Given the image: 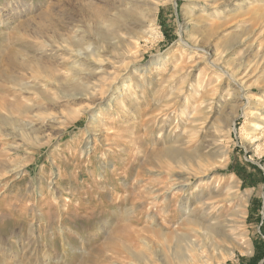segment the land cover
Listing matches in <instances>:
<instances>
[{
  "label": "rangeland",
  "instance_id": "obj_1",
  "mask_svg": "<svg viewBox=\"0 0 264 264\" xmlns=\"http://www.w3.org/2000/svg\"><path fill=\"white\" fill-rule=\"evenodd\" d=\"M214 2L0 0V264H176L190 241L226 264H264V145L243 138L264 117V0ZM202 48L224 51L245 87L217 84ZM182 139V156L213 166L190 175L192 198L238 185L235 200L191 215L202 225L182 221L184 192L167 213L157 198ZM224 218L241 221L226 230L251 252L207 230Z\"/></svg>",
  "mask_w": 264,
  "mask_h": 264
},
{
  "label": "bare ground",
  "instance_id": "obj_2",
  "mask_svg": "<svg viewBox=\"0 0 264 264\" xmlns=\"http://www.w3.org/2000/svg\"><path fill=\"white\" fill-rule=\"evenodd\" d=\"M213 2H214V0H213ZM218 2H220V1H218ZM214 3H216V2H214ZM256 3H259V2H255L252 5V7L254 5H257ZM213 6H214V4H213ZM210 8H212V6H210ZM255 8L256 9H252V10H255V12L258 11L260 13V11H262V9H260V7H258V6H255ZM236 13H238V12H236ZM231 16H233V15H231ZM179 40H180V42H183V37H181ZM192 42H193V40H192ZM197 43L198 42H196L195 44H192V45H189L188 43H185V44L182 43L191 52L190 53V57L188 56L189 58L187 59L190 62H191V60L193 61L194 55H196V53L198 52V50L201 49V46H199ZM66 49H68V48H66ZM202 49L205 50V51H204V54L202 55L201 60H204L205 63L207 64V66L215 69V73H216V77H217L215 81H216L217 84L218 83H221L220 81L222 80V77L224 75H227V76H229L234 81V83H236V85L240 89H243L245 87L244 84H243V81L241 82L239 79L236 78V74H234L233 72L230 73V71H228L224 67V65H222V61H223V58H224V55H225L224 54V51H220L219 48H216L215 49L216 52L214 53L215 58L211 59L212 57L210 56L211 55L210 52L208 50L206 51L205 48H202ZM73 54H74V52H73ZM192 54H194V55H192ZM198 54H200V53H198ZM125 55H127V54H125ZM199 57H201V56H199ZM181 60H182V57H181ZM201 60L197 61L194 65L191 66V68H193L195 65H197V63L201 62ZM73 61H74V63H76L75 60H73ZM179 63H177L178 66L176 65L177 68H179V67H181V66L184 65V63L182 65L179 64ZM187 63L189 64V62H186L185 64H187ZM66 68L69 69V70H72V71H80V68H78L77 65L75 66V64L66 63ZM171 72L172 73L169 75V78L167 80H165V81L168 82V80L172 79L173 76L175 74H177L176 73L177 72L176 70H173ZM191 74H192V70H189V72H187V76H186V79L187 80H188V78H189V76ZM201 79H202V77L200 78V80H198V82L196 83V86L195 87H192V86L190 87V90L193 91L195 93V95H199L201 93L203 87L207 83V80L210 79V78H206L205 77L203 79V81ZM158 85H159V83H158ZM209 89H207V90H209ZM247 89H248V87H247ZM210 91H212V90H210ZM230 97H231V95H230ZM247 98H249V97H247ZM250 100H252V99H250ZM258 105H259V108L261 107L260 109L264 110V102H260L259 101L258 102ZM202 108H203L202 111L199 110L200 112H207L206 111V108H207V110H209V107H205V109H204V106H203ZM199 111L196 110V112H199ZM247 115L250 116V112ZM260 116H262V115L257 114L256 117L258 119H256V120H258V121L252 125L253 130L252 131L251 130H248L246 132L247 134H245L243 136L244 140L247 141V143H249L250 145H254V144H257L258 143V147H261L262 145H264V117H260ZM191 118H192V121L193 122L200 119V117H195V116L194 117L192 116ZM197 127H200V126H197ZM187 142H188V140H183L182 139V141H181L182 147L181 146H177L174 149H170L171 152L172 151H176V152L179 151V152H177L176 154H174V155L171 156V159L174 162V168H171L170 170L166 171V174L165 175H167V176H166L165 179L163 178L164 180H161L160 187L158 189L159 194L157 195L158 197L157 196L156 197L157 198H161V201H160L161 202V210L164 213H167L168 210H169L168 209L169 208V198L172 197V195H170L171 192H173L175 189H178V191L184 192L185 193L184 201L182 203H180V209L183 211V215H184L182 221L187 222V223H194V224H197V225L198 224L199 225H202L200 221L193 219L191 215L193 213H195L196 210H201V212L203 211L202 212L203 214L204 213H209L211 210H213V209L215 210L220 205V203H224V202L230 201V200H235L236 198H238V192H237L238 191V185H237V183L235 181H231V182H228L226 185L224 184L225 185L224 186L225 187V190L224 191H219L220 186L222 185V181H220V180L219 181L217 180V182H214L213 181L214 185L212 187L210 186V184H206V185H204V187H202L199 190L200 193L198 195H195L194 196L195 197L194 200H196V202L198 204L196 206L193 205L194 207L192 208L191 207V205H192V199L194 197L192 198L193 195L191 194V191H190V189L192 188L191 187V185H192L191 182L192 181H191V176L190 175H193L194 173H200V172L201 173L208 172V174H209V171H211V169H213V166L210 163L208 164V162L205 159H201L202 157L199 158L198 160H191L188 156L187 157L182 156V153L181 152H184V153L186 152V148L183 147V145L185 143H187ZM197 156H199V155H197ZM219 156H221V155H219ZM176 168H178V169H176ZM173 195H177V194L176 193H173ZM241 207L242 206H240V208ZM217 211H219V210H217ZM237 213L238 212L234 211V214L235 215H237ZM239 216H241V215L239 214ZM242 217L243 216H241V218ZM240 223H241V221L239 219L224 218L223 220H218V221L212 223V225H210L207 228V230H209V232L212 233L211 235H218V236L223 237L225 239L230 238V240L232 239L234 241V243H236L237 246H239L241 248V250H243L244 252H251L250 243L248 241H246V240L240 242L237 239V237L235 236L237 234L235 232L239 228ZM227 228L228 229L230 228V229H232L235 232L232 233L230 231H227L226 230ZM202 234H203V232H202ZM240 234H243V233H240ZM238 235L239 234H237V236ZM240 236H242V235H240ZM212 238H213V236H212ZM190 242H192V243L187 244V246L191 247V251L194 253V255L193 254H190L189 251H186V249L182 253L177 250L176 253L174 252L175 253V258L177 259L176 260V264H226L227 263V258L225 256H222L221 258H219V257H217L215 255V253H211V254L202 253L199 250V248L195 249L196 251L193 250V246H196L197 243L194 242V241H190ZM213 243H214V245H216V241H213ZM227 254H228L227 256H231L232 255V252H227ZM160 260H161L162 264H171L169 261H167V259L166 260H163V259L160 258ZM145 264H158V263L157 262L155 263V261L151 257H147L145 259Z\"/></svg>",
  "mask_w": 264,
  "mask_h": 264
},
{
  "label": "trees",
  "instance_id": "obj_3",
  "mask_svg": "<svg viewBox=\"0 0 264 264\" xmlns=\"http://www.w3.org/2000/svg\"><path fill=\"white\" fill-rule=\"evenodd\" d=\"M264 253V252H263ZM263 253H262V255H263Z\"/></svg>",
  "mask_w": 264,
  "mask_h": 264
}]
</instances>
